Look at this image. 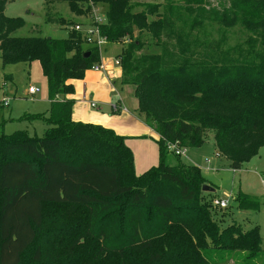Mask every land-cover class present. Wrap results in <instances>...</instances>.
<instances>
[{
	"label": "trees",
	"instance_id": "16d2710c",
	"mask_svg": "<svg viewBox=\"0 0 264 264\" xmlns=\"http://www.w3.org/2000/svg\"><path fill=\"white\" fill-rule=\"evenodd\" d=\"M14 1L0 0V61L37 62L49 108L29 116L45 123L41 137L0 135V264L260 258L259 228H222L215 196L201 191L209 185L201 169L179 157L167 165L166 156L169 143L187 150L210 139L238 171L264 147V0H44L87 17L91 6L102 8V36L122 46L120 83L158 135V165L140 175L125 137L73 120L74 83L100 63L98 50L72 27L65 40L13 37L24 25L4 15ZM236 29L246 37L230 45ZM236 202L240 210L254 205L240 194Z\"/></svg>",
	"mask_w": 264,
	"mask_h": 264
},
{
	"label": "rangeland",
	"instance_id": "374dc122",
	"mask_svg": "<svg viewBox=\"0 0 264 264\" xmlns=\"http://www.w3.org/2000/svg\"><path fill=\"white\" fill-rule=\"evenodd\" d=\"M134 1L164 2V0ZM213 4L210 2V5ZM100 13L103 16L102 8ZM4 15L23 21V27L12 34L16 38L42 37L65 40L70 34V27L76 24L85 27L90 25L87 16L75 14L67 3H46L44 0H15L5 7ZM206 35L215 37L217 33L215 30L207 29ZM245 37L239 30H233L229 34V44L240 42ZM121 50L120 44L107 43L100 51V63L105 66L104 73L89 69L83 81L75 85L74 119L80 123L97 122L98 126L123 135L133 153L135 173L139 174L144 172L147 166L150 168L158 165L157 137L155 133L150 132L137 110L133 89L120 83V67L115 62ZM29 88L38 89L39 92L34 96L29 95L27 93ZM91 95L93 97H90ZM119 98L129 114L114 110ZM4 99L8 102L7 107L2 104ZM88 101L97 103L101 109H91L88 107ZM48 108V85L37 62L2 66L0 61V135L25 131L31 137H41L46 129L45 123L29 116L45 114ZM179 159L183 163L199 167L205 181L215 189L214 199L227 204L224 209L215 207L216 219L220 221L222 228L231 224L241 226L244 231L259 228L262 240L260 258L254 262H244L242 259L244 254L235 252L229 256L231 258L229 261L233 264H264V190L257 176L264 173V147L238 171L230 169L226 160L216 156L210 139L200 148L185 150V155ZM166 164L176 165L177 157L168 152ZM238 194L248 197L254 205L246 210L238 209L236 202Z\"/></svg>",
	"mask_w": 264,
	"mask_h": 264
},
{
	"label": "built area",
	"instance_id": "2783aa9c",
	"mask_svg": "<svg viewBox=\"0 0 264 264\" xmlns=\"http://www.w3.org/2000/svg\"><path fill=\"white\" fill-rule=\"evenodd\" d=\"M90 20V25L85 27L80 24H76L72 26V30L78 34H80L83 38L84 44L87 47L96 48L100 54V51L102 47H104L107 44L106 39L101 34V26L104 23V17L100 13V9L98 7L91 6V10L88 16ZM116 65H119L118 61L115 62ZM94 72H104L105 66L101 63L94 65L91 68ZM39 92L38 89L35 88H29L28 94L29 95H35ZM3 106L7 107L8 102L7 100H2ZM89 107L91 109H96L97 105L95 102H89ZM114 110L116 111H122L126 112L125 108L119 107L117 104L114 106ZM167 151L173 154L176 157H181L185 155V149L178 148L175 144H167ZM260 180V184L262 186V189L264 190V173L257 175ZM213 206L218 207L220 209H224L227 207V204L221 200L215 199L213 201Z\"/></svg>",
	"mask_w": 264,
	"mask_h": 264
},
{
	"label": "crops",
	"instance_id": "0c3cea01",
	"mask_svg": "<svg viewBox=\"0 0 264 264\" xmlns=\"http://www.w3.org/2000/svg\"><path fill=\"white\" fill-rule=\"evenodd\" d=\"M104 73V72H103ZM120 70H119V78H120ZM83 81V80H82ZM82 81H77V82H75L74 83V86L78 83V82H82ZM76 89V88H75ZM34 96V95H33ZM90 97H93V95H91ZM71 99H73L74 100V95L72 96V97H70ZM118 106L120 107L121 106V108H125L126 109V112H122V111H117V112H121V113H124V114H129V112H128V110H127V108L125 107V106H123V102L121 101V99L119 98L118 99ZM89 102H91V101H88V107H89ZM93 102V101H92ZM48 105H49V102H48ZM96 105H97V108L96 109H101V108H98V104L96 103ZM138 106V105H137ZM72 117H73V120L74 121H76V122H78L76 119H74V110H73V115H72ZM85 124H93V125H97L98 123L97 122H94V123H85ZM150 132H152V133H154L151 129H150ZM118 135H120V136H123V135H121V134H118ZM156 135V137H157V140H158V135L157 134H155ZM126 145L130 148V146H129V144H128V142H127V140H126ZM151 168V167H150ZM134 169H135V161H134ZM149 169V166H147L146 167V169H144V172L146 171V170H148ZM142 173H143V171H142ZM141 172L139 173V174H142ZM138 173L136 174V175H139Z\"/></svg>",
	"mask_w": 264,
	"mask_h": 264
},
{
	"label": "water",
	"instance_id": "95a60500",
	"mask_svg": "<svg viewBox=\"0 0 264 264\" xmlns=\"http://www.w3.org/2000/svg\"><path fill=\"white\" fill-rule=\"evenodd\" d=\"M89 55H90V53L86 52V53L83 54L82 57L83 58H88ZM201 191L204 192V193H210V194H214L215 193V189L213 187L209 186V185H203Z\"/></svg>",
	"mask_w": 264,
	"mask_h": 264
}]
</instances>
